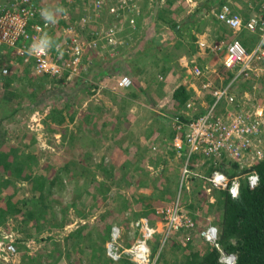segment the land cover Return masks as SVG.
<instances>
[{"label": "rangeland", "instance_id": "1", "mask_svg": "<svg viewBox=\"0 0 264 264\" xmlns=\"http://www.w3.org/2000/svg\"><path fill=\"white\" fill-rule=\"evenodd\" d=\"M167 1L148 0L144 3V0H136L138 6L145 7L144 11L148 14L142 11L143 16L141 15L138 22H135L137 19L133 17L114 20L102 14L100 16V11H95L89 5L82 6L79 0H39L48 10L50 9L54 20L64 11L66 21L64 24L58 22L59 28L83 12L87 13L81 16L84 20L81 19L79 27L75 29L85 43L94 40L92 34L95 32H98L97 36L100 39L95 45L85 47L79 79L78 73L63 83L65 80L63 75L55 89L41 95V100L45 104L44 109H39V112L43 111L42 114L38 112L35 116L30 114L26 117L22 109L16 112L14 120L7 121L4 119L8 113L7 104L5 101L3 104L0 103V123L6 127L5 136L9 143L19 144V141H23V134L27 132L28 136L24 141L29 140L30 146L25 150L38 151L37 164L32 167V173L51 177L56 169L60 168L62 183L58 182L49 195L47 217L54 215L57 222L66 221L62 227H58L52 226L50 219L44 229L35 234L34 228H30L28 224L21 223L18 219L17 221L8 219L5 225L9 231L4 232L0 225V237L11 234L8 238L20 239L25 247L17 249L16 255L11 257L8 264H89L87 262H90V256L100 253L112 258L113 262L109 264H123L121 259H129L132 262L124 250L143 237L139 225L143 221L152 228V235L146 240L150 248V261L144 264H154L155 257L158 264H162L163 262H159V253L163 255L162 260L167 264L171 263L174 258L172 247L167 245L162 251L161 247L164 240L177 231L179 233L175 234L176 241L186 250L204 247V244L198 242L195 233H185L184 230L181 233L179 229L168 230L165 219L156 211L165 206L178 204L180 211L191 219L192 231L198 229V235L201 236V231L209 227L206 225L212 216L205 212L204 200L206 195L207 197L209 195L210 201L213 200L210 197L213 189H207V177L214 172H221L218 170L209 172V169L212 165L219 164H222L223 168H231V162L235 160L224 153L209 158L192 154L187 158L185 155L187 148L183 146L185 149L180 148L178 151L174 146L176 136L181 135L183 131V128L176 127L174 115L191 116L193 113L204 111L214 101L212 94L210 96L208 93H212L215 88L224 87L227 81H231V77H226L221 69L225 45L231 37L228 29L213 22L214 30L221 27L220 32L226 31L227 34L219 38L221 40L212 39L207 34L210 43L206 47L207 55L199 56L201 63L197 61L199 66L208 65L210 72L204 75L208 78L204 84L209 83L210 86L202 87L201 90L206 91L200 90L199 95L190 93L185 107L177 108L169 94L174 89L175 82L173 83L172 79L179 80V77L172 73L173 71H169L170 76L165 79L169 72H160L162 67L170 65L168 60L174 59L170 54L174 41L155 42L150 39L153 35L157 36L159 31L157 29L160 23L157 21L155 10L157 6ZM173 1L175 2L172 8L175 9L179 7V3L186 5L188 9L193 2L171 0ZM91 11L90 18L88 12ZM117 25L121 31L119 34L115 28ZM108 26L115 28L112 43L104 40ZM246 34L238 36L237 39L251 50L258 41V35L250 32ZM139 49L142 53L134 55ZM163 51L167 55L166 58H160ZM8 53L13 52L6 51L2 55L6 60L12 61ZM203 59L207 63H204ZM255 66L258 76L249 80H236L229 88L234 100L229 103L221 100L216 108L220 113L225 109L233 113H245L250 116L253 123L259 122L258 137L262 143L260 148L264 150V61L256 62ZM28 69L32 71L31 66ZM122 75L131 76L134 96L130 97L128 92L113 88ZM21 78L19 80H22ZM184 78V83L188 86L192 80L191 75ZM16 82L19 81H13L12 84ZM89 84H92L90 88ZM167 84L170 86L167 87ZM164 86L168 88V94L163 93L161 103L155 100L153 102L147 97L159 94ZM15 87L20 91L28 89L25 82L16 84ZM2 91L4 88L0 81V92ZM55 97L62 101L71 99L75 102L76 112L72 121L65 116L63 123L57 125L42 119L48 104L53 102ZM188 102L191 104L190 108L186 106ZM65 113L64 110L63 114ZM53 128L55 130H50ZM251 152L248 150L246 154ZM240 162L236 173H239L243 166L252 165L254 160L246 156ZM185 163L187 172H184ZM246 175L242 174L241 177L245 178ZM21 184L16 198L23 195L28 197L31 193L27 181H22ZM191 205L196 210L190 216ZM78 227H81L80 233L83 237L80 235L76 240L81 238L79 242L84 244L86 236L91 239L86 243L88 247L76 248V251L70 235ZM55 246L60 249L58 251L61 257L58 261H55L56 253L52 251ZM111 247L115 248L113 253L110 252ZM174 253L179 254L177 249ZM0 264L6 263L0 261Z\"/></svg>", "mask_w": 264, "mask_h": 264}, {"label": "trees", "instance_id": "2", "mask_svg": "<svg viewBox=\"0 0 264 264\" xmlns=\"http://www.w3.org/2000/svg\"><path fill=\"white\" fill-rule=\"evenodd\" d=\"M1 1L18 3L19 7L26 6L24 2H21V0H0V2ZM125 1L127 0H79L82 6L87 5L86 7H88L89 5L95 11H100V16L102 14L103 16H107L114 20H119L121 17H124L125 19L133 17L134 19H137L135 22H138V18H141L140 16L142 15V11L145 14L147 13L144 11L145 7H139L136 0H128L127 2ZM145 1L148 0H144V3ZM30 2V4H33L35 7L37 4L41 8V11L48 10L45 4H41L37 0H30ZM174 2L175 1L171 2V0H168L167 2L163 3L169 7V10L171 7H173ZM182 5L183 4L180 5L179 3L178 8L181 9ZM111 8H113V11H111ZM140 10L141 12H139ZM48 11L51 12L50 9ZM63 13L62 15L59 14L58 17L56 16V20H54V22L51 21V24L53 23L52 27L45 31V38L47 39L50 37L51 43L53 44H61L64 40H66L67 35L65 34L67 32L65 31V28L69 26H75L76 28L79 27V20L81 16L87 14L83 12L82 15L76 17L69 23L67 21L63 27L59 28V23L64 24L66 21L65 15ZM88 13L90 14L91 18L92 11ZM98 18L101 19L102 17ZM43 21L44 19L42 15L36 11H33L32 17H30L28 20V25ZM221 23L224 24L223 22ZM224 26L228 29L226 30L229 31L228 34L231 35H229V37L232 39H237V37L242 34L246 36V33H249V31L246 29L235 31L228 28L225 24ZM107 28H109V26ZM115 28L118 30L119 26L117 25ZM243 31L245 32L242 33ZM119 32L121 31L118 30L117 34H119ZM223 33V35L221 34L218 38H215L219 39L222 38V36H226L225 34H227V32L224 31ZM241 43L244 45L243 42ZM141 53L142 51L139 49L134 53V55H140ZM84 57L85 52L83 54V58ZM18 59L19 60L16 62V64L12 62L13 65H10L12 64L11 61L3 62L0 60V81L2 83V87L4 88V91L0 92V103L3 104L5 101L7 104L8 113L4 116V119L6 118L7 121L12 120L15 117L16 112L22 111V109L25 111L27 115H25L26 117H28L30 114L35 116L39 112L40 108H45L44 101L41 100V95H45L47 94V91L55 89L57 86L56 84H60L59 82L61 81L60 78L49 76L46 73L36 74L34 73L33 69L30 72L28 67L31 66V64H25L22 58ZM3 69H6V73L3 72ZM162 69L165 70L167 67H162ZM231 74L232 73H230V75ZM22 76L24 77L21 78ZM65 76H63V79ZM232 76L233 75L230 77ZM129 77L131 78V76ZM20 78L22 80H19ZM13 81H19L16 82L18 85L25 82L28 89H24L22 91H20V89L16 90V84H12ZM91 85L92 84H89L88 88H90ZM140 88L142 91V87ZM132 89L133 87L131 85L119 90L128 92L129 96L132 97L135 95L132 93ZM189 96L190 92L184 85L177 86L172 92V99L177 108H184ZM149 98H151V100L154 102V98H152V96H149ZM48 105V109L44 111L42 118L43 120L52 121L57 125L63 123L65 116H67L69 121L73 120L76 108L74 107L75 102H73L71 99L62 101L55 97V100ZM64 110L66 111L65 114H63ZM42 112L43 111L39 113L42 114ZM174 116L178 117L184 122L189 121L190 118L189 116L179 114ZM50 130L55 129L53 128ZM6 132V127L0 123V225L3 227L4 232L9 231L5 225L8 219L16 221L18 219L21 223L28 224L30 228H34L33 232L35 234L40 233L44 229V226L47 225V222L50 221V219H52V221H50L52 226L62 227L66 223L65 220L62 222H57L54 215L47 217L49 195L52 192L53 187L58 184V182L62 183V176H60L59 173L60 168H57L51 177H46L44 174H33L32 167L34 164H37L38 157L36 154L38 151L31 152L25 150V148L30 146L29 140L24 141L25 137L28 136L26 135L27 132L23 134V141H19V144L9 143L8 138L5 136ZM32 137L34 138L33 134ZM230 166L231 168H223L222 164H219L216 166L212 165L209 169V172L214 170L221 171L230 179L234 176H237L239 186L236 195H232L230 193L228 186L229 184L224 188H212L213 190L210 193V197L213 198L212 201L209 200V195L208 197L206 195L204 200V202H206L205 212L207 211L206 213L212 216L210 221L207 222L206 227L212 225L216 227V242L224 253L233 254L235 256L233 264H264V158L254 161V163L250 166L248 165V167L243 166V168L239 169V173L235 172L236 169L238 170V162L236 160L231 162ZM251 172H254L258 176L257 184L253 186L249 185L246 177H241L242 174L246 175ZM22 181H27L29 183L31 193L28 197L23 195L16 198V194L22 186V184L20 185ZM200 182L202 183L201 180ZM196 206L198 205L196 204ZM191 209V213L189 212L190 216L193 211L196 210L193 206ZM192 217L194 216L192 215ZM205 221L206 219L204 222ZM80 228L81 227L76 228L70 235V237L73 238L72 244L76 251L78 248L88 247V244L86 243L89 241V239H91L89 236H86L84 244L83 242H79L83 237V235L80 233ZM179 230H181V233L182 230H184L183 232L185 233H195V235L198 237V242L200 244H204V247L186 250L181 245V243L176 241L177 236L175 234L178 232L176 230L177 232L172 233L171 237L164 240L161 247V251L167 245L173 249L172 255L174 258L169 264H227V262L221 259V253L219 249L211 242L207 241L204 237L198 235V229L196 231H192V228H181ZM80 235L81 238L76 240ZM6 236H11V234H7ZM104 237H99V239H103ZM0 240H3L6 243L11 242L16 250L25 248L21 244V240L18 238L11 239V237H9L7 239H3V237H0ZM175 249H177L179 254L174 253ZM58 250L60 249L57 246L52 249L53 253H56L55 261H58V259L61 257ZM154 250L155 249L153 248V253ZM90 257V262H87L89 264H109V262H113L112 258L107 256L105 253H100V255H92ZM162 258V253H159V262H163L162 264H167V262L162 260ZM156 260L157 258L155 259L154 264H158V260ZM31 261L32 260H30V262ZM120 261L123 264L135 263L133 261H129V259H121ZM76 263L78 262L76 261Z\"/></svg>", "mask_w": 264, "mask_h": 264}, {"label": "built area", "instance_id": "3", "mask_svg": "<svg viewBox=\"0 0 264 264\" xmlns=\"http://www.w3.org/2000/svg\"><path fill=\"white\" fill-rule=\"evenodd\" d=\"M21 2H24L26 6L19 7L18 3H10L9 1L0 2V47L12 51V54L17 58H22L25 64H31V68L36 74L46 73L56 78L66 75V80L78 73L80 74L84 49L87 46L95 45V42L100 39L97 36L98 32L92 34L93 41L85 43L75 26H69L65 28L66 40L61 44L50 42L51 46L47 51H40L41 42L46 40L44 38L45 31L51 28L53 23L51 24V21H46L43 18V22L28 25V20L32 17L33 11L40 15L42 11L37 4L36 7L30 4V0H21ZM217 18L230 29L235 31L246 29L250 33L257 34L258 41L251 50L246 49L237 39H231L226 43L221 64L226 72H232L231 81L222 88L213 89L211 93L214 98L213 103L204 111L197 113L196 116H189V121L184 122L178 117L175 118L176 127L178 129L183 128V131L181 135L176 136L174 146L178 151L180 148H187L185 154L187 158L192 154L209 158L224 153L238 163H241V159L246 156L254 161L263 159L264 150L260 148L262 143L258 137L259 122L253 123L249 115L241 112L233 113L229 109H225L222 113L217 112L216 106L221 100L227 103L234 100L229 88L236 80H246L258 76L255 63L264 61V11L261 14H254L243 19L239 14L231 13L229 7L224 5L217 14ZM81 19L83 18L81 17ZM114 33V28L109 27L104 33V40L107 39V43H112ZM192 70L194 76L204 74V70L199 67L193 66ZM3 72L6 73V69H3ZM131 84L132 79L128 75H122L117 79L113 88L115 90L126 88ZM209 86V83L203 85V87ZM186 106L190 108V102ZM248 150L252 152L246 154ZM186 165L187 163H185L184 172H187ZM246 180L249 185L253 186L257 184L258 176L251 172L247 174ZM207 181L208 190L224 188L229 184V191L232 195H236L238 192L239 181L237 177L230 179L222 172H214L207 177ZM156 213L165 219L168 230L193 226L191 219L180 211L178 204L165 206L158 209ZM139 225L143 237L136 240L124 252L136 264H144L150 261V248L146 240L152 235V228L145 221ZM200 234L219 249L223 261L227 264H233L235 256L224 253L216 242V227L209 226ZM7 238L8 236L3 237V239ZM14 255H16V249L13 244L0 240V261L8 264Z\"/></svg>", "mask_w": 264, "mask_h": 264}, {"label": "crops", "instance_id": "4", "mask_svg": "<svg viewBox=\"0 0 264 264\" xmlns=\"http://www.w3.org/2000/svg\"><path fill=\"white\" fill-rule=\"evenodd\" d=\"M192 1L193 2L188 9L186 5L184 4L182 5L181 9L178 7H176V9L171 7L169 10H168L169 7L164 6L163 4H160L159 6H157V10H155V15L156 17H158V20H157L159 21L158 23H160L157 29L159 31H158L157 36L154 37L153 35L152 38L150 37L149 38L151 40H154L155 42H159V41L164 42L168 40H172V42L174 41L173 42L174 45L173 43L171 45L173 46V48L171 49V53H170L172 54V57L174 59L171 61L168 60L170 65L166 66L167 69L165 70L162 69L160 72L165 71V73H167L169 71H173L172 73H176L175 75H178L179 80H180L179 81L178 79H174V78L172 79L173 83L175 82V84L173 85L174 86L173 88H176L179 85H184L191 94L195 95L196 93L197 95H199L200 94L199 91L203 87V84L206 81H208V78H206L205 76H194L192 74V66L194 64L198 65L197 61L201 63L199 56H202L203 54H205L206 47L210 45L209 41L207 40L208 39L207 34H209L212 37V39H217L219 35L224 34L220 32L221 27L220 28L217 27L218 28L217 30L213 29V22L215 23L217 22L216 24L218 26L219 24L220 26L222 24L217 19L216 14L220 12L221 8L224 5H226L229 7V10L231 13L239 14L243 19H247L254 14H261L264 11V0H208V1L207 0H192ZM211 16H212V19H211ZM222 25L224 26V24ZM166 29H169V30H166ZM171 29H172V33H171ZM231 39L232 38H230L229 41ZM147 40L149 43V39ZM199 43L203 45L201 46ZM6 51L8 50L3 47H0V60H2L3 62L10 61V60H6L5 56L2 55L3 52H6ZM8 54H9L8 57L12 60L11 63L14 62V64H16V62L19 59L16 56H14V54L12 53H8ZM165 55L166 54L163 51L160 54V58H166L167 55L166 56ZM1 56H3L4 58L1 59ZM203 61L204 63H207V61H205L204 59ZM202 67L209 68L208 65L206 64H204ZM221 69H222V66H221ZM222 70L225 73L226 77L231 76L230 74L226 73L224 69ZM170 73L171 72L165 75V79L169 78ZM224 73L222 74L223 76H224ZM187 74L191 75V79H192L190 83L188 82L189 83L188 86L185 85L184 83V80H185L184 76L185 77L189 76ZM80 76H81V73L78 77ZM168 86L170 85L167 84V87ZM167 89L168 88H166L165 86L162 87L163 91H161L159 94L157 93L152 94V98H154L155 101H158L159 103H161L160 98L163 97L162 96L163 93L168 94ZM173 90L174 89H172L171 91ZM202 91H206V90L202 89L201 92ZM142 92H143V89H142ZM208 94H210L211 96L210 92ZM144 95H146V93ZM169 95H170V99H172V93H170ZM148 115H150V113ZM195 115H197V113H193L191 116H195ZM185 116H188V115H185Z\"/></svg>", "mask_w": 264, "mask_h": 264}, {"label": "clouds", "instance_id": "5", "mask_svg": "<svg viewBox=\"0 0 264 264\" xmlns=\"http://www.w3.org/2000/svg\"><path fill=\"white\" fill-rule=\"evenodd\" d=\"M41 15H42V17L46 20V21H52V22H54V19H53V15H52V13L51 12H49L48 10H44V11H42V13H41ZM51 40H50V38H47L46 40H44V41H42L41 42V47H40V51H47V49L51 46ZM247 49V48H246ZM193 66H196V67H199L198 65H196V64H194ZM193 66H192V69H193ZM221 66H222V64H221ZM199 68H201V69H204V74L202 75V76H204L205 74H207V73H209L210 71L208 70L209 68H204V67H199ZM222 69H224L223 67H222ZM193 71V70H192ZM225 71V70H224ZM226 72V71H225ZM226 73H229V72H226ZM232 73V72H231ZM193 74V73H192ZM230 74V73H229ZM64 81H63V83L64 82H67V81H69L70 80V78L68 79V80H66V76L64 77ZM228 82V81H227ZM227 82L225 83V85L227 84ZM205 88V87H204ZM207 88V87H206Z\"/></svg>", "mask_w": 264, "mask_h": 264}, {"label": "water", "instance_id": "6", "mask_svg": "<svg viewBox=\"0 0 264 264\" xmlns=\"http://www.w3.org/2000/svg\"><path fill=\"white\" fill-rule=\"evenodd\" d=\"M115 251V248L114 247H111L110 248V252L113 253Z\"/></svg>", "mask_w": 264, "mask_h": 264}]
</instances>
